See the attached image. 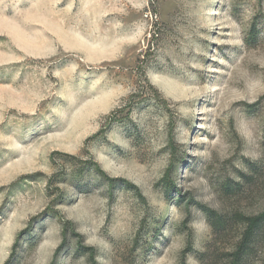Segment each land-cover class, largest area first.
I'll use <instances>...</instances> for the list:
<instances>
[{
  "label": "rangeland",
  "instance_id": "374dc122",
  "mask_svg": "<svg viewBox=\"0 0 264 264\" xmlns=\"http://www.w3.org/2000/svg\"><path fill=\"white\" fill-rule=\"evenodd\" d=\"M238 214H264V0H0V264H201Z\"/></svg>",
  "mask_w": 264,
  "mask_h": 264
},
{
  "label": "trees",
  "instance_id": "16d2710c",
  "mask_svg": "<svg viewBox=\"0 0 264 264\" xmlns=\"http://www.w3.org/2000/svg\"><path fill=\"white\" fill-rule=\"evenodd\" d=\"M207 217L213 233L217 237L226 235L232 227L230 220L216 212H209ZM234 219L238 220V224L242 227L238 241L230 249H224L220 255L217 254L216 249L214 250V243L209 244L207 251L199 258L201 264H210L215 256L218 264H244L251 255L257 240L264 236V214L253 218L238 214Z\"/></svg>",
  "mask_w": 264,
  "mask_h": 264
}]
</instances>
